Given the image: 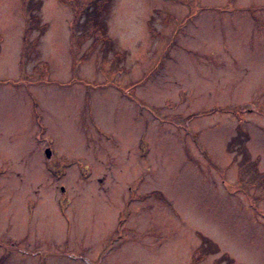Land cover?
<instances>
[{
    "label": "rangeland",
    "instance_id": "374dc122",
    "mask_svg": "<svg viewBox=\"0 0 264 264\" xmlns=\"http://www.w3.org/2000/svg\"><path fill=\"white\" fill-rule=\"evenodd\" d=\"M28 1L0 0V264H264V0Z\"/></svg>",
    "mask_w": 264,
    "mask_h": 264
},
{
    "label": "trees",
    "instance_id": "16d2710c",
    "mask_svg": "<svg viewBox=\"0 0 264 264\" xmlns=\"http://www.w3.org/2000/svg\"><path fill=\"white\" fill-rule=\"evenodd\" d=\"M27 1L28 0H25L24 7H25V10H26L27 14L30 15V17H29L30 20L28 21V26H29L28 28H30L32 26H40L39 25L40 24V18H39V16L37 14H34L33 11H32V9H34V6L35 5H32V3L30 4L29 1L28 2ZM96 20H97V23H92V19H89V22L91 21L90 24L93 26V29H94V30L93 29L92 30L93 31H96V29H97V32H102L103 31V28L101 27V25H99V22H100L99 18L96 19ZM87 28H88V26H87ZM87 30L90 31L91 30V27H89ZM75 31H76V29H74L73 34H72V37L73 38L75 37V35H74L75 34Z\"/></svg>",
    "mask_w": 264,
    "mask_h": 264
},
{
    "label": "water",
    "instance_id": "95a60500",
    "mask_svg": "<svg viewBox=\"0 0 264 264\" xmlns=\"http://www.w3.org/2000/svg\"><path fill=\"white\" fill-rule=\"evenodd\" d=\"M46 153H47V156L50 157V155H51V150H50V148H48V149L46 150Z\"/></svg>",
    "mask_w": 264,
    "mask_h": 264
},
{
    "label": "flooded vegetation",
    "instance_id": "af4514ba",
    "mask_svg": "<svg viewBox=\"0 0 264 264\" xmlns=\"http://www.w3.org/2000/svg\"><path fill=\"white\" fill-rule=\"evenodd\" d=\"M51 153H52V151H51ZM46 156H47V153H46ZM51 156V155H50ZM48 157V156H47Z\"/></svg>",
    "mask_w": 264,
    "mask_h": 264
}]
</instances>
